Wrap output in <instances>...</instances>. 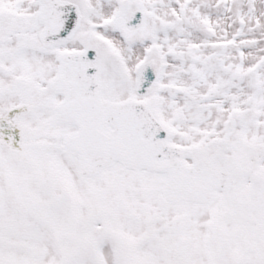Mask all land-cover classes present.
<instances>
[{
  "label": "snow or ice",
  "instance_id": "obj_1",
  "mask_svg": "<svg viewBox=\"0 0 264 264\" xmlns=\"http://www.w3.org/2000/svg\"><path fill=\"white\" fill-rule=\"evenodd\" d=\"M0 264H264V0H0Z\"/></svg>",
  "mask_w": 264,
  "mask_h": 264
}]
</instances>
